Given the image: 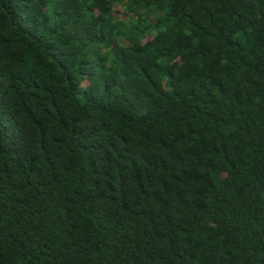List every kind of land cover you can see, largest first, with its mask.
<instances>
[{"label": "trees", "instance_id": "16d2710c", "mask_svg": "<svg viewBox=\"0 0 264 264\" xmlns=\"http://www.w3.org/2000/svg\"><path fill=\"white\" fill-rule=\"evenodd\" d=\"M0 264H264V0H0Z\"/></svg>", "mask_w": 264, "mask_h": 264}]
</instances>
